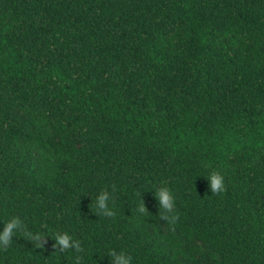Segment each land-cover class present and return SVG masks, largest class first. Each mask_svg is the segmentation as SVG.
<instances>
[{"label":"trees","instance_id":"obj_1","mask_svg":"<svg viewBox=\"0 0 264 264\" xmlns=\"http://www.w3.org/2000/svg\"><path fill=\"white\" fill-rule=\"evenodd\" d=\"M13 216L0 264H264V0H0Z\"/></svg>","mask_w":264,"mask_h":264},{"label":"clouds","instance_id":"obj_2","mask_svg":"<svg viewBox=\"0 0 264 264\" xmlns=\"http://www.w3.org/2000/svg\"><path fill=\"white\" fill-rule=\"evenodd\" d=\"M207 177L211 180V190L213 193H221L225 190V182L224 177L219 172H213ZM109 192L100 191L98 197H96L95 205H99V207L103 208L108 200ZM156 198L159 201L161 215H164L165 210L168 211V223L169 226L174 224V221L177 219V214L174 212L175 208V197L172 191L164 186L159 188L156 191ZM140 210L144 211L143 202L139 204ZM22 227L21 220L19 216H13L7 222H5V227L2 231H0V247H7L11 242V238L17 231H19ZM28 235L31 239L39 241L41 239L39 234L29 232ZM57 244L62 246L64 249H68L72 245H76L74 240L69 233L57 234L56 235ZM111 257L114 258V264H132V255L125 251L116 249H111L109 251Z\"/></svg>","mask_w":264,"mask_h":264}]
</instances>
